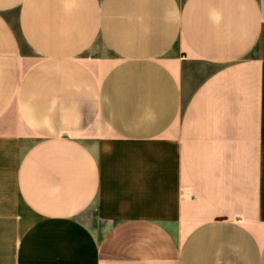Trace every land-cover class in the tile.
<instances>
[{"label":"crops","instance_id":"obj_1","mask_svg":"<svg viewBox=\"0 0 264 264\" xmlns=\"http://www.w3.org/2000/svg\"><path fill=\"white\" fill-rule=\"evenodd\" d=\"M0 264H264V0H0Z\"/></svg>","mask_w":264,"mask_h":264}]
</instances>
